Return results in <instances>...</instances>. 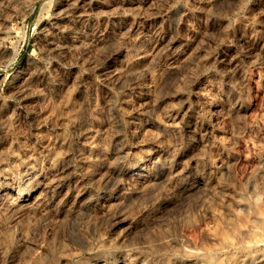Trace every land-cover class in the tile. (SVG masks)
<instances>
[{
    "label": "rangeland",
    "instance_id": "1",
    "mask_svg": "<svg viewBox=\"0 0 264 264\" xmlns=\"http://www.w3.org/2000/svg\"><path fill=\"white\" fill-rule=\"evenodd\" d=\"M264 264V0H0V264Z\"/></svg>",
    "mask_w": 264,
    "mask_h": 264
},
{
    "label": "bare ground",
    "instance_id": "2",
    "mask_svg": "<svg viewBox=\"0 0 264 264\" xmlns=\"http://www.w3.org/2000/svg\"><path fill=\"white\" fill-rule=\"evenodd\" d=\"M122 264H126V263H122Z\"/></svg>",
    "mask_w": 264,
    "mask_h": 264
}]
</instances>
